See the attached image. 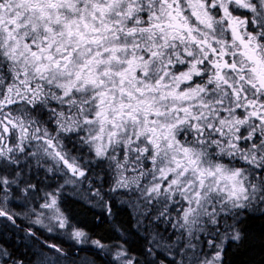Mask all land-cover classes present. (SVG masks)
<instances>
[{"label": "snow or ice", "instance_id": "obj_1", "mask_svg": "<svg viewBox=\"0 0 264 264\" xmlns=\"http://www.w3.org/2000/svg\"><path fill=\"white\" fill-rule=\"evenodd\" d=\"M0 264H264V0H0Z\"/></svg>", "mask_w": 264, "mask_h": 264}, {"label": "trees", "instance_id": "obj_2", "mask_svg": "<svg viewBox=\"0 0 264 264\" xmlns=\"http://www.w3.org/2000/svg\"><path fill=\"white\" fill-rule=\"evenodd\" d=\"M76 210L79 211L78 208H77ZM121 217L124 218V219H126V218H127V217H126V213H123V212H122V213H121ZM81 219H85V220H87L88 217H87L85 214L82 213V214H81Z\"/></svg>", "mask_w": 264, "mask_h": 264}, {"label": "rangeland", "instance_id": "obj_3", "mask_svg": "<svg viewBox=\"0 0 264 264\" xmlns=\"http://www.w3.org/2000/svg\"><path fill=\"white\" fill-rule=\"evenodd\" d=\"M86 255H89L90 256V254L81 253V256H86Z\"/></svg>", "mask_w": 264, "mask_h": 264}]
</instances>
